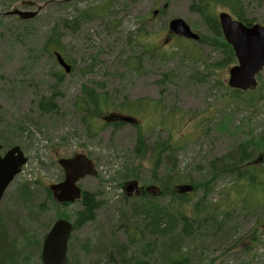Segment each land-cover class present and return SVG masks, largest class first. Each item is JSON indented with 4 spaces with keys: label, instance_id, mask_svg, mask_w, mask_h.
Here are the masks:
<instances>
[{
    "label": "rangeland",
    "instance_id": "rangeland-1",
    "mask_svg": "<svg viewBox=\"0 0 264 264\" xmlns=\"http://www.w3.org/2000/svg\"><path fill=\"white\" fill-rule=\"evenodd\" d=\"M27 1H35L36 6L21 5ZM194 1L72 0L67 5L42 7L35 18L22 23L19 17L8 14L14 10L35 11L43 3L0 0V144L19 146L28 159L26 171L29 173L37 172L36 165L41 164L44 176L36 174L40 179L37 185L31 186L33 192L41 193L43 188L59 181L63 174L57 161L74 152L89 155L97 169V177H87L79 184L84 191L96 195L102 207L93 223L72 233L67 251V259L72 263L131 264L135 261L123 253L139 245L128 248L124 242L126 237L139 238L138 229L146 221L139 214H133L130 207L147 201L166 208L171 196H164L161 184L168 176L178 175L185 183L177 186L193 181L191 185L196 189L188 195V205L201 203L209 220L196 229L193 214L192 226L184 232L181 218L168 209L186 239L169 243L172 248L179 247V254L171 251L168 261L181 256L186 258V264H264V186L238 183L235 190L239 198L229 191L237 183L235 178L225 176L215 181L213 174L210 178L207 176L209 165L215 159L224 157L251 134L264 135V71L251 95L229 91L230 66L213 69L205 81L192 84V75L197 71L204 73L202 62L217 64L221 59L208 44L182 40L167 31L171 20L180 19L195 33L211 36L190 9ZM241 2L246 16L263 25L264 0ZM103 8L98 16L81 18L84 11L97 12ZM156 10L160 12L153 15ZM221 10L220 6L215 8L214 14ZM54 27L58 32L53 40L58 35L60 38L58 47L43 51ZM52 51L59 52L72 67L60 81L56 78L58 66L52 59ZM163 78L169 83L159 85ZM82 87H93L103 96L106 93L119 107L107 104L100 108L93 115V131L89 135L87 125L81 121L84 114L72 106ZM49 94L57 97L58 113L39 114L34 103ZM235 96L241 101L233 103ZM99 99L105 102L104 97ZM137 100L156 104L149 105L148 111H141L146 104L137 108L138 111L126 112L121 107ZM117 111L133 117L136 125L122 124L113 129L107 122ZM168 111L172 114L167 115ZM184 111L188 121L177 122L175 119ZM138 133L143 144L138 145ZM168 139L173 150L161 156L159 163L155 153ZM259 158L264 160L261 153ZM254 166L259 169L258 163ZM25 179L29 181L28 176ZM129 180L147 188V195L154 199L141 201L138 196H132L124 200L122 193ZM24 184L20 176L4 193L0 201V225L11 237L20 236V229H27L35 245L31 248L29 264H41L40 238L47 220L54 221L55 215L64 209L47 203L45 213L40 212L38 206L44 195L41 199L33 197L26 209L17 196ZM226 188L227 191L219 190ZM178 202L184 203L180 199ZM227 207H230L228 211ZM184 208L188 214V207ZM75 210L78 204L64 211L72 215ZM193 230L202 231L206 237L200 239ZM143 236L148 240L144 231ZM13 242L15 246L23 243L19 239ZM147 247L152 251L143 253ZM160 249L164 250L163 241L154 238L151 244L132 255L142 263L167 264L160 261L159 254L151 256Z\"/></svg>",
    "mask_w": 264,
    "mask_h": 264
},
{
    "label": "trees",
    "instance_id": "trees-1",
    "mask_svg": "<svg viewBox=\"0 0 264 264\" xmlns=\"http://www.w3.org/2000/svg\"><path fill=\"white\" fill-rule=\"evenodd\" d=\"M44 3L49 4V0H41ZM51 1V0H50ZM57 4V3H55ZM59 5V4H57ZM216 5H220L222 7L227 8L235 17L236 19L242 21L246 25H251L254 23L253 19H249L243 10L242 4L240 0H195L190 9L193 13L198 14L200 16V19L202 21V24L207 29V32L211 36H201V39L199 41L200 45L208 44L211 48H213V51H217L220 54V61L217 64H208L207 61L202 62L204 65V73H200L197 71L194 75L191 76L192 84L203 82L206 80V78L212 73L213 69H220V68H226L230 65H233L235 63V57L232 52L231 47L222 39L220 27L218 24L217 19L215 18L213 14V8ZM104 8L99 11H91L90 9L88 12L84 11L81 13L83 16L81 18H89L91 16H98L100 13H102ZM67 23L66 21H63ZM64 23V25H65ZM75 24L73 23L72 26L75 28ZM264 24V22H263ZM62 28V27H61ZM63 29V28H62ZM28 29H26V32ZM58 32L57 27H54L51 29L49 36L47 38V41L44 44L45 48H52V47H58V41H59V35L57 40L54 39V35ZM210 41H208V39ZM144 52V51H143ZM146 54V52H144ZM60 76L63 77V74L59 72ZM200 76V77H199ZM169 82L163 78L161 81L158 82L159 85H165ZM238 92V91H236ZM239 93V92H238ZM106 96V94H105ZM101 96L92 88L90 87H82V94L79 97H76L77 104L74 103V108L80 112L83 113L85 118L81 121L87 125L88 128V135L89 132L92 129V123L89 121L88 114L93 113L97 110L98 105L100 104V98ZM57 97L54 96V94H49L48 96L41 97L38 101L34 103L35 110L39 114H53L56 115L58 113V106L57 102L55 101ZM131 105V104H130ZM114 106V105H113ZM124 104L122 105V107ZM92 110V111H91ZM91 111V112H90ZM118 126V125H113ZM19 129L22 130L21 127ZM138 139V145L140 143L143 144L141 141V136ZM8 143V142H6ZM173 149L168 145V142L163 145L161 149H159L157 156L158 161L160 163L161 155L168 154ZM259 153L264 158V135L259 136H250L244 143L239 144L234 149L230 150L224 157L215 159L213 162L209 165V172L208 177L213 174L215 176V181L217 179L230 176L235 178V181L237 182L236 185L232 186L229 190L230 192H233L236 196L240 198V194L237 192L236 187L238 183H244L248 187H255L257 184H262L264 186V160L261 161V158H259ZM167 158H170V155L167 156ZM258 160V161H257ZM258 162L259 169H256V164ZM216 164V166H215ZM156 167V163H155ZM125 173L124 175H126ZM179 183H185L184 179H181L178 175L174 176H168L165 181L161 184V187L164 189L163 193L164 196L169 195L171 196V202L168 203L166 208H159L154 204L148 203L147 201L143 202V205H138L136 207L131 206L130 209L132 210L133 214H139L140 217H142L143 220L146 221V224L144 226H140L139 231V238L137 237H130V240L126 237V240L124 244L126 246L132 247L133 245H139L137 248H134L132 251H127L123 253V255L128 258L132 259L135 258V261H131V264H146L142 263L141 260L138 258L136 259V256L132 255L133 253H136L141 250V248L144 245H149L153 242L154 238H159L163 241V248L164 250H161L158 253H153L151 256L155 257V255H160V261L167 262V264H186V258L181 256H174L169 261V255L172 251L173 254H179V247L178 248H172V246L169 244L174 239L175 240H182L186 241L185 236L182 235V230L185 232V228L189 226H192V220L193 214L196 215L197 225L196 229L201 228L202 223L205 225L206 221L209 220V217H207L206 210L202 207L201 203L193 202L191 205H188V201L186 200L188 195L192 193L187 192H177L176 186ZM189 183H193L192 180H189ZM158 186V183H156ZM172 185V187H171ZM175 186V191L173 187ZM193 191L196 189L193 185ZM205 187V186H204ZM226 189H219L221 191H227ZM173 190V191H172ZM43 192V193H42ZM41 193L33 192L30 189V185H22L18 189V197L21 199V202L23 205L28 209V205L32 202V198L35 197L37 199H41V196L44 195V198L39 203V211L45 213L44 211V205L49 203L55 208H63L64 210L68 208L69 204H63L62 207H59L55 204L54 200L51 197L50 192L47 188H43ZM205 200V197H203ZM129 200L128 198H126ZM184 201L183 204H180L178 200ZM241 202V199H240ZM185 206L188 207V214L186 213ZM102 207L101 201H99L96 198V195L89 194L85 192L82 196L81 201L79 202V210L76 212H73L72 215H69L67 212L62 210L60 213H57L55 215L56 218H64L67 220H71L73 222V230L77 231L85 224L93 223L96 219L97 212ZM168 209H170L175 215L180 219V223L182 225V230L179 228V223H176L175 220H173V217L170 216ZM200 209V211H198ZM230 209V207H227V211ZM256 209V208H255ZM227 211L224 209V212L227 213ZM226 213H224V217H226ZM29 215H31V211L29 212ZM34 216V215H33ZM126 222L127 219L125 220ZM124 221V222H125ZM53 220L48 219L47 224L45 227V230L43 231V235L40 238V242L43 241L47 230L51 226ZM224 223V220L220 223H217V226H221ZM216 224V223H215ZM124 229V228H123ZM144 235L148 238V240L144 239ZM125 232V231H124ZM194 233H198L201 237L200 239H203L206 237V235L203 234L202 231H196L193 230ZM17 237H11L7 235V230L5 231L4 227L0 225V264H29V259L32 257V251L31 248H33L35 245L31 241V236L29 235L27 229L22 228L20 229ZM19 239L23 243L20 245L15 246V243L13 240ZM115 247V246H114ZM177 249V250H176ZM152 248L147 247V250L143 251V253L151 252ZM109 254H111L109 252ZM109 257V256H108ZM180 257V259H179ZM108 263V259H107ZM69 264V262H68ZM70 264H76L70 262ZM95 264H101L96 262Z\"/></svg>",
    "mask_w": 264,
    "mask_h": 264
},
{
    "label": "water",
    "instance_id": "water-1",
    "mask_svg": "<svg viewBox=\"0 0 264 264\" xmlns=\"http://www.w3.org/2000/svg\"><path fill=\"white\" fill-rule=\"evenodd\" d=\"M23 19L33 17L35 14L13 12ZM219 23L225 40L231 45L238 65L229 70L228 86L231 89L247 91L256 85L255 76L264 68V28L245 26L243 23L233 21L228 15L220 14ZM169 30L179 37L198 40V36L192 33L189 27L181 20H173L169 23ZM58 63L69 71L59 56ZM122 121L132 124L134 121L123 118ZM1 148V147H0ZM25 159L18 147L9 150L3 159L0 158V199L7 186L18 174ZM58 164L64 171V180L50 186L54 199L58 203H74L80 198V190L76 183L86 177L95 176L90 161L82 155L70 159H62ZM133 191V185H130ZM73 230L71 223L65 220H57L47 233L41 251L42 264H67V242Z\"/></svg>",
    "mask_w": 264,
    "mask_h": 264
},
{
    "label": "flooded vegetation",
    "instance_id": "flooded-vegetation-1",
    "mask_svg": "<svg viewBox=\"0 0 264 264\" xmlns=\"http://www.w3.org/2000/svg\"><path fill=\"white\" fill-rule=\"evenodd\" d=\"M125 183H126V182H125ZM136 184H137V182L135 181V182H134V188H133V189H135V190H134L135 193H133L132 196H134V195H138V194H143V189H144L145 187H143V186H139V185H138V187H137V186L135 187ZM130 188H131L130 186H128L127 189L124 187V190H129ZM136 192H137L138 194H137Z\"/></svg>",
    "mask_w": 264,
    "mask_h": 264
}]
</instances>
